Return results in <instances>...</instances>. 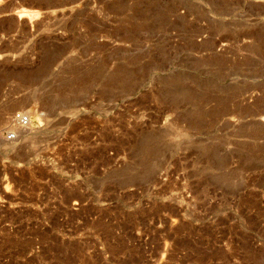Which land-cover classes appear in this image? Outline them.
<instances>
[{
  "label": "rangeland",
  "instance_id": "1",
  "mask_svg": "<svg viewBox=\"0 0 264 264\" xmlns=\"http://www.w3.org/2000/svg\"><path fill=\"white\" fill-rule=\"evenodd\" d=\"M0 264H264V0H0Z\"/></svg>",
  "mask_w": 264,
  "mask_h": 264
},
{
  "label": "built area",
  "instance_id": "2",
  "mask_svg": "<svg viewBox=\"0 0 264 264\" xmlns=\"http://www.w3.org/2000/svg\"><path fill=\"white\" fill-rule=\"evenodd\" d=\"M12 119L16 124L22 128H27L31 125V117L28 113L25 112H15L12 116ZM5 138L7 140H13L15 139V133L14 132H6Z\"/></svg>",
  "mask_w": 264,
  "mask_h": 264
},
{
  "label": "bare ground",
  "instance_id": "3",
  "mask_svg": "<svg viewBox=\"0 0 264 264\" xmlns=\"http://www.w3.org/2000/svg\"><path fill=\"white\" fill-rule=\"evenodd\" d=\"M262 1V0H261ZM35 111V110H34ZM10 123H9V129L10 130H12L13 132H15V133H18V134H23V133H27L26 131H27V129H28V127L27 128H22V127H20V126H18L17 124H16V122H14L13 121V119H11V121H9ZM11 131V132H12ZM31 133V132H30ZM24 135V134H23ZM18 137V136H17ZM17 138H16V134H15V139H13V140H9V141H14V140H16ZM5 140H7V139H5Z\"/></svg>",
  "mask_w": 264,
  "mask_h": 264
}]
</instances>
